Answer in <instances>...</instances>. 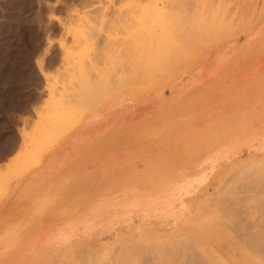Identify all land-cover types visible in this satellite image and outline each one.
Wrapping results in <instances>:
<instances>
[{
    "label": "rangeland",
    "instance_id": "obj_1",
    "mask_svg": "<svg viewBox=\"0 0 264 264\" xmlns=\"http://www.w3.org/2000/svg\"><path fill=\"white\" fill-rule=\"evenodd\" d=\"M262 31L264 0H0V264H264Z\"/></svg>",
    "mask_w": 264,
    "mask_h": 264
},
{
    "label": "bare ground",
    "instance_id": "obj_2",
    "mask_svg": "<svg viewBox=\"0 0 264 264\" xmlns=\"http://www.w3.org/2000/svg\"><path fill=\"white\" fill-rule=\"evenodd\" d=\"M176 2H177V1H176ZM227 3H228V2H227ZM179 4H180V3H179ZM176 5H177V4H176ZM171 10H172V9H171ZM180 12H181V11H180ZM212 13H213V12H212ZM214 14H215V16L212 15V14L210 13V15H209L210 17L208 18L207 22H206V21L203 22L202 26H200L199 29H198V27H197V28L194 27V26H196V25L199 24V23H196L197 21L194 22V23H195V24H193V25H194L193 27L195 28V31L193 32V35H194V36L192 35V30L189 29L190 32H189V30H188V34L190 35V39H191L190 42H192V41L195 42V45H194L195 47H197L196 45H197V43H199L198 41H197V43H196V40L203 39V37H209L210 32L214 33L215 31H218V30H217L218 28H221V29L223 28L224 33H228V34L231 33L230 30L232 29V28H231L232 26L230 25V28H231V29L229 28V31H230V32H229V31L227 30L228 28L226 27V25L223 26L224 23L221 25V21H220L219 18L216 17V13H214ZM170 15H172V14H170ZM211 15H212V16H211ZM174 16H175V15H174ZM218 17H219V16H218ZM199 18H200V17H199ZM144 22H145V21H144ZM158 23H159V22H158ZM237 23H238V22H237ZM247 23H248V22H247ZM238 25L241 26V22H240ZM242 25H243V24H242ZM247 25H248V24H247ZM244 27H245V26H244ZM226 28H227V29H226ZM250 28H251V27H249V29H250ZM211 29H212V30H211ZM221 29H220V31H219V34H220V32L222 31ZM245 29H246V28H244L243 30H245ZM243 30H242V31H243ZM178 31H179V30H178ZM242 31H241V32H242ZM245 31H246V30H245ZM175 32H176V31H175ZM185 34H187L186 31H185V32H180V37H181V35H183V37H184ZM261 34H264V31H262ZM147 35L149 36V34H147ZM147 35H146V36H147ZM153 35H154V34H152V31H151V34H150V36H149L148 41L154 38ZM166 35H167V34H166ZM142 36L145 37V35H143V33H142ZM148 36H147V38H148ZM151 36H152V38H150ZM154 36H155V35H154ZM168 36H170V32H169V35H168ZM178 36H179V35H178ZM191 36H192V37H191ZM234 36H235V34H234ZM134 37H136V41H137V40H138L137 36H134ZM230 37H231V36H230ZM145 38H146V37H145ZM166 38H167V37H166ZM181 38H182V37H181ZM192 38H193V39H192ZM139 39H140V36H139ZM155 39H156V38H155ZM158 39H159V38H158ZM167 39H168V38H167ZM171 39H172V37H171ZM179 39H180V38H179ZM220 39H221V38H220ZM259 39H260V37L257 38L256 40L252 41V42H251L250 44H248L247 46L242 47V48H241V52H243L246 56L249 55V54H254V53H256V52L258 51V50H257V45H258V41H259ZM79 40H80V39H79ZM142 40H143V39H142ZM144 40H146V39H144ZM144 40H143V41H144ZM156 40H157V39H156ZM159 40H160V39H159ZM162 40H163L162 43H164V44L166 45V41H164V40H166V39H164V37H163ZM169 40H170V39H169ZM169 40H168L167 42H169ZM181 40H182V39H181ZM194 40H195V41H194ZM139 41H140V40H139ZM148 41H146L147 44H149V43L152 44V41H153V40L150 41V42H148ZM182 41H183V40H182ZM204 41H205V40H204ZM139 43H140V42H139ZM143 43H144V42H143ZM160 43H161V40H160ZM162 43H161V44H162ZM169 43H170V42H169ZM144 44H145V43H144ZM151 44H150V45H151ZM164 44H163V45H164ZM190 44H192V43H190ZM157 45H158V46L160 45V44H158V40H157ZM192 45H193V44H192ZM142 46H143V48L145 47V45H142ZM146 46H147V45H146ZM152 46H153V45H152ZM158 46H157V47H158ZM170 46H171V44H168V45H167L168 48H171ZM176 46H177V45H176ZM189 46H191V45H189ZM132 47H133V46H132ZM134 47L136 48V47H139V46H134ZM134 47H133V49H134ZM153 47H154V46H153ZM164 47H165V46H164ZM167 47H166V49H167ZM172 48H173V46H172ZM139 49H140V47H139ZM145 49H146V47H145ZM148 49H149V48L147 47L146 50H144V51L142 50V51H143L142 54H146V53H147V58H148V59H149V56H150V59H152V57H153L154 59H155V57H157V58H156V61H159V58H160L161 56L163 57V54H164V52H165V51H164L165 49H164L163 51H161L163 54L158 53V52H159V51H158L159 48H157L158 50H154L155 52L153 51L155 54H157V56L154 55V56H155V57H154V56H152L151 54L149 55V52H147ZM150 49H152V48H150ZM150 49H149V50H150ZM154 49H155V48H154ZM174 49H175V48H173V50H174ZM176 49H177V48H176ZM136 50H138V48H137ZM140 50H141V49H140ZM152 50H153V49H152ZM177 50H180V49H177ZM177 50H176V51H177ZM167 51L169 52L170 50H167ZM167 51H166V52H167ZM192 51H193V50H192ZM247 51H248V54H246ZM136 52H137V51H136ZM138 52H139V50H138ZM145 52H146V53H145ZM156 52H157V53H156ZM168 52H167L166 54H168ZM171 52H172V51H171ZM174 52H175V50H174ZM150 53H151V52H150ZM154 53H153V54H154ZM172 53H173V52H172ZM233 53H234V52H233ZM136 54H137V53H136ZM136 54H135V55H136ZM142 54H140L142 58L139 56V54H137L138 57H139L140 62H141V60H143V59L145 60V58H146V56L143 58ZM158 54L160 55V57H158ZM173 54H174V53H173ZM230 54H232V52H231ZM230 54H229V55H230ZM148 55H149V56H148ZM169 55H170V54H169ZM174 55H176V54H174ZM151 56H152V57H151ZM172 56H173V55H171V57H172ZM176 56H179V55H176ZM162 57H161V59H162ZM164 57L166 58L165 54H164ZM164 57H163V58H164ZM173 57H175V56H173ZM135 58H137V57H135ZM165 58L162 60V62L159 61V62L161 63V68L159 67V69L161 70V72L158 71V70H156V71H157L156 73H158V75H157L158 79H159V77H160L159 72H160V73H163V72H162V69H163V68H162V65H164V64H163V61L165 60ZM191 58H192V57H191ZM154 59H153V61H154ZM161 59H160V60H161ZM166 59H167V58H166ZM168 59H169V57H168ZM172 59H173V58H172ZM172 59H171V61H172ZM186 59H187V58H186ZM144 60H143V61H144ZM146 60H147V59H146ZM146 60H145V62H146ZM182 60H184V59H182ZM134 61H137V60H134ZM134 61H133V62H134ZM149 61H150V60H149ZM151 61H152V60H151ZM138 62H139V61H138ZM145 62H144V64H146ZM164 62L166 63V60H165ZM173 62H174V63H173V66H172V65L170 66V64H171V63H170V64H169V67H170V68L168 67V70L170 69V73H171V71H174V70H172V67L174 68V66H175V65H174V64H175V60H173ZM177 62H179V61H176V64H177ZM135 63H136V62H134V64H135ZM156 63L158 64V62H156ZM160 63H159V65H160ZM140 64H141V63H140ZM182 64H183V63H182ZM148 65H149V66H148ZM178 65H179V63H178ZM138 66H139V63H138ZM138 66L136 67V69H140V67L138 68ZM141 66H142V64H141ZM147 66H148L149 71H148V69H145V68H144V65H143L142 67H143L145 70H144V69H143V70H136V69H135L136 77L133 78V81H131V83L134 82L135 79H136V81H138L139 79H142L143 77H144V80L142 79V81H145V80H146V79H145L146 76H150L149 74L152 73V71H153V73H154V69H155L154 63H153V65H152V67H150V64H148V61H147ZM147 66H146V67H147ZM156 66H157V65H156ZM165 67H166V65L164 66V68H165ZM134 68H135V67H134ZM150 68H151V69H150ZM141 69H142V68H141ZM152 69H153V70H152ZM156 69H157V68H156ZM175 69H176V67H175ZM151 70H152V71H151ZM176 70H177V69H176ZM163 71H165V69H164ZM167 74H168V73H167ZM151 75H153V74H151ZM155 75H156V74H155ZM163 76H164V74H163ZM163 76H162V78H163ZM152 77H153V76H152ZM152 77H151V78H152ZM147 78H149V79L151 80L150 77H147ZM128 83H129V82H128ZM131 83H130V84H131ZM138 83L140 84L139 86L141 87V82H140V80H139V82H134V83H132L131 85H133V86L136 85V86H137ZM126 84H127V82H126ZM126 84H125V85H126ZM145 84H146V83L143 82V86H145ZM150 84H151V82H150ZM125 85H124V86H125ZM151 85H152V84H151ZM119 87H123V86H119ZM118 89H120V88H118ZM100 96H101V95H100ZM100 96H99V97H100ZM93 105H94V104H93ZM93 105H92V106H93ZM68 107H69V106H68ZM57 113H58V112H57ZM58 116H59V115H58ZM62 122H63V119H62ZM84 123H87V121H85ZM53 127H54V126H53ZM87 128H88V126L86 125L85 127H83L82 130H86ZM46 131H47V129H46ZM48 131H49V130H48ZM57 131H58V130H57ZM35 133H36V132H34V134H35ZM35 135L37 136V134H35ZM30 136H31V135H30ZM33 136H34V135H33ZM33 136H32V137H33ZM38 138H39V140H40V136H38ZM38 138H37V139H33V140H34V141H35V140H38ZM77 139H79V138H77ZM77 139H75V142L77 141ZM23 140H24V139H23ZM46 140H47V139H46ZM46 140L44 139V142H45V143H46ZM21 142H22V141H21ZM25 142H26V141H25ZM28 142H29V140H28ZM35 142H36V145L34 144V147L37 146V141H35ZM32 143H34V142H32ZM45 143H44V144H45ZM23 144H25V143H23ZM30 145H31V144H30ZM24 147H25V146H24ZM31 147H32V145H31ZM37 147H38V146H37ZM66 147H67V144L64 145V148H66ZM33 149H34V148H33ZM20 150H21V149H20ZM18 162H19V160H18ZM257 162H258V161H257ZM257 162H255L254 164H258ZM259 163H260V164H259V167H260V166L262 165V161L259 162ZM20 164H21V163H20ZM22 164H24L23 161H22ZM22 164H21V165H22ZM18 165H19V164H18ZM18 165H17V168H18ZM21 165H20V166H21ZM24 165H25V164H24ZM24 165H23V166H24ZM248 165H250V164H248ZM252 165H253V164H252ZM245 166H246V165H245ZM245 166H243V167H245ZM256 166H257V165H256ZM256 166L254 165L255 168L258 167V166H257V167H256ZM21 167H22V166H21ZM243 167H242V168H243ZM250 167H252V166H250ZM259 167H258V168H259ZM246 168H247V167H246ZM248 168H249V167H248ZM13 169H15V168L13 167ZM56 169H58V167H56ZM262 169H263V168H262ZM15 172H16V171H14V173H15ZM259 172H260V170H259ZM255 173H256V172H255ZM6 174H7V173H6ZM9 175H10V174H9ZM15 175H16V173H15ZM4 178H5V177H4ZM6 178H7V177H6ZM3 182H4V181H3V179H2V182H0V183H3ZM103 252H104V251H103ZM99 254H100V253H99ZM101 254H103V253H101ZM79 256H80V255H79ZM77 257H78V256H77ZM77 257H76V258H77ZM95 259H96V258H95ZM95 261H96V260H95Z\"/></svg>",
    "mask_w": 264,
    "mask_h": 264
},
{
    "label": "crops",
    "instance_id": "obj_3",
    "mask_svg": "<svg viewBox=\"0 0 264 264\" xmlns=\"http://www.w3.org/2000/svg\"><path fill=\"white\" fill-rule=\"evenodd\" d=\"M111 100H112V98H111L110 101L108 102L109 105H112V104H113V103L111 102ZM109 105L107 106V108L109 107ZM109 108H110V107H109ZM91 122H92V121H90L89 124H91ZM85 126H86V125H85ZM85 126H82V125H81V132H82L83 127H85ZM89 128H90V127H89ZM71 177H72V176H71Z\"/></svg>",
    "mask_w": 264,
    "mask_h": 264
}]
</instances>
